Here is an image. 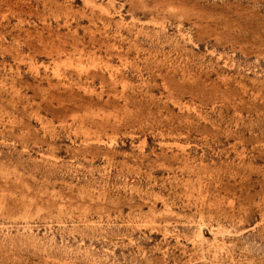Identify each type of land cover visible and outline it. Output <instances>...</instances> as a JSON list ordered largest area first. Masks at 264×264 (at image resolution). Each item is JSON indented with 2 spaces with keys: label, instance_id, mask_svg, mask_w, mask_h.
Instances as JSON below:
<instances>
[{
  "label": "rangeland",
  "instance_id": "374dc122",
  "mask_svg": "<svg viewBox=\"0 0 264 264\" xmlns=\"http://www.w3.org/2000/svg\"><path fill=\"white\" fill-rule=\"evenodd\" d=\"M0 264H264V0H0Z\"/></svg>",
  "mask_w": 264,
  "mask_h": 264
}]
</instances>
